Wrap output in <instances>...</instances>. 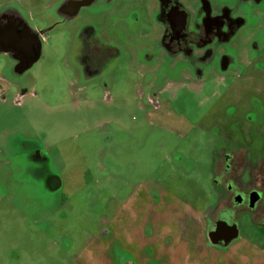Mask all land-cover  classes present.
Masks as SVG:
<instances>
[{
	"label": "rangeland",
	"instance_id": "rangeland-1",
	"mask_svg": "<svg viewBox=\"0 0 264 264\" xmlns=\"http://www.w3.org/2000/svg\"><path fill=\"white\" fill-rule=\"evenodd\" d=\"M192 1L221 36L166 60L144 0H0L40 40L0 50V264H264L249 215L208 238L232 154L264 179V0Z\"/></svg>",
	"mask_w": 264,
	"mask_h": 264
},
{
	"label": "flooded vegetation",
	"instance_id": "flooded-vegetation-1",
	"mask_svg": "<svg viewBox=\"0 0 264 264\" xmlns=\"http://www.w3.org/2000/svg\"><path fill=\"white\" fill-rule=\"evenodd\" d=\"M140 6L144 18L142 24L155 28V34H153L155 38L152 43L160 40L157 46L160 48L159 54L166 60H170V58L177 60L180 55L192 56V44L203 48L205 45L215 44L216 38H218L217 34L221 36L219 32L221 21L218 19H206L202 22L198 20L197 24L200 25L197 31L201 35L195 33L193 28L196 24L197 13L193 15L191 12L192 0H144ZM154 13L157 14L156 18H154ZM25 29L29 28L21 25L18 20L0 18V50L14 51V48L17 49L14 53L23 61V65H26V59L35 53L36 38H39L38 34L33 31L27 33ZM146 34L149 33L146 32ZM235 158V154H232L231 162L221 169L219 177L223 184L216 182L219 187L222 186L223 191L220 200L214 206L215 209L217 210L219 205L227 202L230 203V208H226V216L217 217L212 231L208 234L209 240L215 241V247L219 249L228 247L233 253L238 250L232 249V243L240 235L238 226L240 218L249 215L254 222L264 224V179L259 181L258 185L253 186L248 181L245 184L244 180L240 181L238 178H234L233 161ZM244 162L246 161L244 160ZM47 183L52 190L58 189L62 185L61 180L57 177H49ZM232 228L236 232L234 237L231 234ZM121 232L124 234L125 229ZM129 235L133 236L131 233ZM243 247H250V245L246 243L241 246V248Z\"/></svg>",
	"mask_w": 264,
	"mask_h": 264
},
{
	"label": "water",
	"instance_id": "water-1",
	"mask_svg": "<svg viewBox=\"0 0 264 264\" xmlns=\"http://www.w3.org/2000/svg\"><path fill=\"white\" fill-rule=\"evenodd\" d=\"M25 32L31 33V30L25 29ZM36 40H37V42H36L37 46H36L35 53L29 59H26L27 63H26L25 66H29L31 63H33L35 60L38 59L39 50H40V40H39V38H36ZM13 50L17 51V49H15V48ZM231 234H232L233 237L236 236V232H235V230L233 228L231 229Z\"/></svg>",
	"mask_w": 264,
	"mask_h": 264
}]
</instances>
